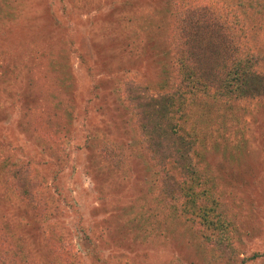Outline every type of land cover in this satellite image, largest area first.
<instances>
[{
    "label": "rangeland",
    "instance_id": "1",
    "mask_svg": "<svg viewBox=\"0 0 264 264\" xmlns=\"http://www.w3.org/2000/svg\"><path fill=\"white\" fill-rule=\"evenodd\" d=\"M2 2L0 67L18 74L15 85L0 80V163L28 162L41 209L0 184V264H214L203 249L204 230L193 228L191 214L188 221L187 213L179 215L177 222L156 202L144 179L149 176L131 114L119 95L125 84L159 92L162 66L168 67V83L175 79L166 34L179 0H12L6 14ZM34 15L38 19L29 21ZM52 15L58 31L43 41L35 36L34 42L31 23L51 28ZM262 26L260 40H252L254 50L264 47ZM242 35L250 37L244 28ZM44 43L53 53L72 49L71 96L49 91L40 79L27 85L35 75L32 54ZM37 82L39 92L26 98ZM206 104L197 124L206 136L196 151L204 158L199 172L214 178L232 205L222 233L232 241L238 263L264 264V101L230 105L217 98ZM45 122L58 128L68 123L67 137L54 150L43 144ZM112 140L122 158L117 166L101 151ZM195 245L201 247L196 259Z\"/></svg>",
    "mask_w": 264,
    "mask_h": 264
},
{
    "label": "trees",
    "instance_id": "2",
    "mask_svg": "<svg viewBox=\"0 0 264 264\" xmlns=\"http://www.w3.org/2000/svg\"><path fill=\"white\" fill-rule=\"evenodd\" d=\"M11 2L3 0V10L8 9ZM39 5L37 3L35 6ZM79 5L81 7V3ZM73 8L76 10V7ZM2 12L0 10V20L3 18ZM4 13L7 11L4 10ZM50 18L51 28L46 27L45 23H31L30 33L34 36V42L35 36L43 41L51 32L58 31V19L54 15ZM37 19L34 15L29 21ZM263 22L264 0H179L173 6L172 19L165 33L172 53L175 79L168 83V67L162 66L161 81L157 86L159 92L156 94L139 84H125L119 90L121 100L131 114L133 131L149 176L144 179L150 181V190H155L153 194L158 195L156 202L169 210L177 222H181L179 215L187 213L188 221L191 214L193 228L198 232L204 230L205 235H201L204 242L202 247L204 250L207 248L206 254L214 264L241 263L235 257L232 241L229 242L222 233L230 223L227 209L232 205L224 199L222 192L216 190L215 179L199 172V164L204 158L199 159L196 151L204 145L206 136L204 131L198 132L200 128H197V124L209 109L206 102L210 99H223L230 105L264 101V47L254 50L255 47L251 46L252 40H260L259 31L263 29ZM243 28L249 31L250 37L245 35L248 40L242 35ZM16 36L10 37L11 42L15 41ZM44 44L41 52L38 50L32 54L31 60L36 65L35 75L27 85L40 79L42 86L51 89L49 91L57 90L63 97L71 96V91L76 89L70 62L71 48L68 52L58 50L53 53L48 43ZM0 71L4 74L0 75L2 84H16V70L1 66ZM26 86L23 90L27 91ZM40 89L37 82L30 89L33 93L28 91L26 98ZM67 124L64 122V126L58 128V124L51 126L45 122L47 130L41 136L43 144L51 150L58 148L67 137ZM22 125V122H17L18 127ZM24 131L29 132L30 129ZM117 147L119 143L115 140L101 147L104 159L114 166L122 161ZM1 183L6 186L9 195L41 209L38 185L31 176L28 162L18 159L1 162ZM1 236L0 233V240ZM200 252L201 247L195 245L193 258L196 259ZM21 254L20 251L16 261H19L17 258H21ZM256 256L258 254L249 259ZM14 261L10 259L9 263Z\"/></svg>",
    "mask_w": 264,
    "mask_h": 264
}]
</instances>
